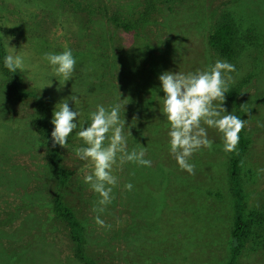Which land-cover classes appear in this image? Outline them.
I'll list each match as a JSON object with an SVG mask.
<instances>
[{
    "label": "rangeland",
    "instance_id": "obj_1",
    "mask_svg": "<svg viewBox=\"0 0 264 264\" xmlns=\"http://www.w3.org/2000/svg\"><path fill=\"white\" fill-rule=\"evenodd\" d=\"M151 2L144 18L147 0H0L4 46L10 37L9 47L27 65L20 71L27 88L43 98L41 105L10 95L0 70V264H84L75 256L69 227L54 212L57 196L75 215L82 253L93 264H264V0ZM223 18L234 28L230 59L208 43ZM122 24L136 27L126 31ZM65 46L77 62L74 77L61 86L42 56ZM216 59L235 65L229 91L246 120L249 146L239 190L229 181L234 151L221 150L214 129H208L212 149L193 155L194 172L188 174L169 154L159 112V74L202 70ZM72 89L80 96L81 121L97 103L107 107L121 97L126 126L137 119L132 134L125 129L128 148L146 147L152 161L151 167L114 166L118 184L102 213L93 210L98 196L83 183L91 165L85 168L74 152L83 142L70 134L60 147L61 165L71 175L55 180L35 127L40 110L50 123L55 105ZM224 107L236 115L227 97ZM238 214L247 229L234 254ZM97 215L110 227L98 225Z\"/></svg>",
    "mask_w": 264,
    "mask_h": 264
},
{
    "label": "clouds",
    "instance_id": "obj_2",
    "mask_svg": "<svg viewBox=\"0 0 264 264\" xmlns=\"http://www.w3.org/2000/svg\"><path fill=\"white\" fill-rule=\"evenodd\" d=\"M9 39H5L8 51L0 58L2 67L11 73L27 70L24 57L15 48L9 47ZM42 59L47 62L52 77L61 86L74 77L77 61L71 48L65 46L60 52H46ZM235 70V65L227 60L216 59L202 70L164 71L157 77L158 91L163 92V96H159L162 104L159 112L167 125L169 154L174 157L179 168L188 174L194 172L195 165L191 162L193 155L201 149H212L215 143L209 139L208 129H214L219 134L221 150L225 153L237 148L239 134L246 120L224 107L232 81L230 74ZM76 94L72 89V94L54 107L50 121L53 125L51 147L64 148L70 134L83 142L74 152L80 160L87 162L85 168L91 165L90 172L83 176V183L98 196L93 210L102 213L114 199L113 189L118 184V177L113 174L114 166L132 163L151 167L152 161L145 158L146 147L128 148L125 129H128V134H132V121L137 119L134 116L126 126L122 108L125 109L127 104L119 102L122 101L121 97L107 107L97 103L95 110L89 111L86 120L81 121V110L77 107L80 96L78 98ZM69 101L73 102L71 108ZM132 187L131 182L124 184L126 190L130 191ZM95 220L101 227H110L105 225L99 215Z\"/></svg>",
    "mask_w": 264,
    "mask_h": 264
},
{
    "label": "trees",
    "instance_id": "obj_3",
    "mask_svg": "<svg viewBox=\"0 0 264 264\" xmlns=\"http://www.w3.org/2000/svg\"><path fill=\"white\" fill-rule=\"evenodd\" d=\"M152 2L151 0H147L146 11L144 14V18L150 16L152 11ZM117 19H114L113 24L117 27L118 24ZM223 21L219 22L218 26L214 30V32L209 36V46L215 50L218 55L225 59H230L233 55V40H234V28L229 23L222 24ZM143 24L140 21H137V27L134 24H122L123 29L126 31L133 30V27L140 28ZM5 46L1 36L0 30V58L5 54ZM0 70L3 73L5 79V85H7L8 92L10 95L16 96L17 98H34L38 100L41 105H43V98L40 94L33 90L27 88L25 84V80L23 78L22 73L18 70L15 73L8 72L6 69L2 67V63H0ZM226 97L230 100L234 109L236 111V115L241 117L242 113L240 112L239 104L237 102V97L234 92L228 91L226 93ZM35 127L42 139L43 145L45 146L46 153L48 156V168L51 172V175L55 180H59L64 182L71 173L67 172L61 165L60 160V146H56L55 148L51 147V140H50V133H51V125L45 114H42L40 110L39 118L35 121ZM240 140L237 145L236 150L232 154L230 163H229V181L235 190H239L240 182V170H241V162L242 157L246 153L248 146H249V139L245 136L244 128H242L240 132ZM238 194V193H237ZM53 209L55 214L63 220L70 229L71 238L75 242L76 251L75 256L77 259L84 264H93L88 258H86L82 251H83V241L81 238L80 233V226L75 218L73 212L63 205L62 199L60 196L56 197V200L53 202ZM247 229V224L244 221L241 215H237L234 220L233 230L231 231V245L233 248V252L235 254L236 251L239 249V244L242 240L243 235L245 234Z\"/></svg>",
    "mask_w": 264,
    "mask_h": 264
}]
</instances>
